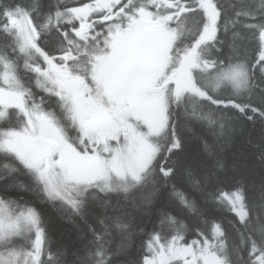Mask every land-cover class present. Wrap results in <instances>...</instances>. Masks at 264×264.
Listing matches in <instances>:
<instances>
[{"label":"trees","instance_id":"obj_1","mask_svg":"<svg viewBox=\"0 0 264 264\" xmlns=\"http://www.w3.org/2000/svg\"><path fill=\"white\" fill-rule=\"evenodd\" d=\"M95 1L0 0V71L20 52L10 14L30 18L37 48L47 57L76 54L71 50L79 44L83 59L86 41H76L72 23L78 21L68 12ZM203 2L217 13V36L201 47L207 66L194 70L195 92L172 100L159 151L141 177L104 190L93 186L74 201L0 151V198L37 214L40 264H144L154 236L220 242L227 264L264 259V0H121L117 11L123 12L113 21L142 9L174 14L173 25L181 29L173 50H191L206 24ZM104 25L93 23L91 35H103ZM88 41L100 48L99 40ZM236 71L243 87L231 77ZM213 74L219 75L218 91L216 82H203ZM20 75L34 100L43 98L44 107L59 116L58 103L43 94L34 74ZM17 125L1 120L0 134ZM232 194L242 198L244 220L223 198Z\"/></svg>","mask_w":264,"mask_h":264},{"label":"rangeland","instance_id":"obj_2","mask_svg":"<svg viewBox=\"0 0 264 264\" xmlns=\"http://www.w3.org/2000/svg\"><path fill=\"white\" fill-rule=\"evenodd\" d=\"M120 1L98 0L68 12L78 21L72 23L76 41H86L81 45L83 51L86 48L83 59L79 44L71 50L76 54L47 57L37 48L30 18L17 13L8 19L20 52L13 64L5 63L0 71V121L18 125L0 134V151L15 156L39 180L56 184L74 201L93 186L104 190L122 185L148 170L168 126L169 106L195 92L194 70L207 66L201 47L217 36V13L203 2L206 24L198 45L173 50L181 29L173 25L174 14L160 16L142 9L115 22L114 17L123 12L117 11ZM93 23H108L103 35H91ZM89 39L99 40L100 48ZM261 40L264 49V33ZM22 70L32 72L43 94L55 99L59 116L44 107L43 98L34 100ZM217 74L203 82L210 86L216 82L218 91ZM231 77L236 87H243L242 73L236 71ZM133 99L143 100V108L132 110ZM36 134L56 143L57 151L40 145ZM50 153L56 158L47 170ZM223 198L244 220L240 195ZM42 249L37 214L0 198V264H40ZM222 254L220 242L185 244L181 237L164 242L154 236L144 264H227ZM257 264H264V259Z\"/></svg>","mask_w":264,"mask_h":264},{"label":"flooded vegetation","instance_id":"obj_3","mask_svg":"<svg viewBox=\"0 0 264 264\" xmlns=\"http://www.w3.org/2000/svg\"><path fill=\"white\" fill-rule=\"evenodd\" d=\"M69 74H70V73H69ZM74 99H76V97H74ZM140 101H143V100H141V99H133V100H132V104L134 105V102H138V103H137V106H138V107H141V106H142L141 108H143V105L140 104ZM89 104H91V102H89ZM133 105H132V107H131L132 110L135 109V108H133ZM35 140H36L37 142H40L39 144L42 145L43 147H46V148H48V149H51V151H53V150L57 151V149H58V145H57L56 147H52V146L46 144V143H45L46 140L51 141V142H52V140H49V139H47V138H44V137L40 136L39 134H36V136H35ZM53 143H54V142H53ZM31 150H32V147H31ZM55 158H56V155H55L54 153H50V154H48V156H47V158H46V160H45V165H46V169H47V170L50 169V168H49V161H50V160H54ZM47 178H48V179H51V177H47Z\"/></svg>","mask_w":264,"mask_h":264},{"label":"water","instance_id":"obj_4","mask_svg":"<svg viewBox=\"0 0 264 264\" xmlns=\"http://www.w3.org/2000/svg\"><path fill=\"white\" fill-rule=\"evenodd\" d=\"M137 103H138V102H134V106H133V108L138 107V106H137ZM45 143L48 144V145H50V146H52V147H56V146H57L56 143H53V142L48 141V140H46Z\"/></svg>","mask_w":264,"mask_h":264}]
</instances>
